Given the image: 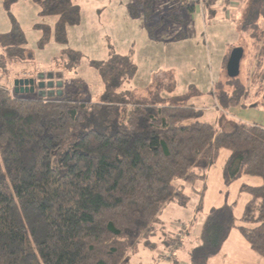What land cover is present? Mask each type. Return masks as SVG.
Listing matches in <instances>:
<instances>
[{
    "label": "trees",
    "instance_id": "obj_1",
    "mask_svg": "<svg viewBox=\"0 0 264 264\" xmlns=\"http://www.w3.org/2000/svg\"><path fill=\"white\" fill-rule=\"evenodd\" d=\"M31 1L42 17L57 18L54 27L36 26L42 30L39 47L52 38L66 46L68 28L81 22L80 6L73 0ZM215 1L208 0L206 13L215 12ZM16 2L4 0L11 20V29L0 33V70L6 74L34 60L11 14ZM182 2L194 11L192 1ZM251 2L254 8L246 12L252 17L240 30L255 40L262 64L264 0ZM152 6L153 0H138L131 15L148 16ZM65 56L80 63L75 51ZM91 67L104 85L95 103L79 92L31 99L0 86V264H126L156 229L161 211L171 203L185 206L186 186L205 180L222 151L228 152L226 187L245 176L262 181L241 188L250 199L238 231L264 259V128L229 118L233 109L264 108V93L252 95L238 78L227 77L212 92L225 115L218 125L209 124L191 103L200 94L193 87L177 96L170 80L138 98L121 92L137 74L130 57L113 53ZM234 209L226 201L210 210L193 264L220 254L237 228Z\"/></svg>",
    "mask_w": 264,
    "mask_h": 264
},
{
    "label": "rangeland",
    "instance_id": "obj_2",
    "mask_svg": "<svg viewBox=\"0 0 264 264\" xmlns=\"http://www.w3.org/2000/svg\"><path fill=\"white\" fill-rule=\"evenodd\" d=\"M137 1L73 0L81 8V22L68 29V44L59 45L52 38L44 48H40L42 30L36 26L54 27L57 18L42 17L31 0H17L11 14L18 21L34 60L16 65L8 74L0 70V86L11 88L13 93L14 81L19 79L20 73L30 77L53 73L62 76L66 93L73 96L76 92L83 93L86 100L95 103L101 98L104 85L91 63L108 61L115 53L130 57L137 67L135 78L122 87V93L135 92L149 97L161 83L170 80L176 85L174 95L177 96L188 93L193 87L200 94L191 103L204 111L202 121L216 124L219 116L225 113L221 108H215L213 88L227 80V57L233 49L241 47L245 54L238 80L252 95L264 93V62L258 63L260 50L256 49L255 40L240 30L243 22L252 17H247L246 12L249 5V9L254 8L251 0H218L219 7H213L215 12L204 16L198 7L191 12L185 5L181 6L183 0H153L152 12L135 18L130 13V5ZM190 1L186 0V3ZM10 29V16L4 9V0H0V33H7ZM69 50L81 55L79 64H71L65 56ZM18 96L43 99L38 94ZM140 96L137 97L142 98ZM227 158L228 152L222 151L216 164L206 173L205 180L198 181L193 187L186 186L189 201L185 206L171 203L161 211L156 229L138 249L129 253L126 264H193L192 251L200 243L207 215L226 201L234 204L237 228L231 233V241L227 245L230 247L225 250L228 258H224L227 261L223 264H236L235 258L242 257L251 263L245 254L237 253L230 257L239 245L236 241L242 238L238 226L250 199L242 192V185L253 180L262 181L245 176L226 187L223 166ZM175 229L179 232L172 236ZM212 264H218V261Z\"/></svg>",
    "mask_w": 264,
    "mask_h": 264
},
{
    "label": "crops",
    "instance_id": "obj_3",
    "mask_svg": "<svg viewBox=\"0 0 264 264\" xmlns=\"http://www.w3.org/2000/svg\"><path fill=\"white\" fill-rule=\"evenodd\" d=\"M174 1V0H173ZM178 1V0H177ZM192 1V0H191ZM176 4V3H175ZM133 4L130 5V7L132 6ZM181 6H183V3L181 2ZM233 6V5H232ZM195 7V6H194ZM234 7V6H233ZM196 8V7H195ZM196 10V9H195ZM201 12V11H200ZM131 13V11H130ZM202 13V12H201ZM203 15V14H202ZM204 16V15H203ZM69 29V28H68ZM151 41V40H150ZM151 43V42H150ZM24 65V64H22ZM21 66V65H20ZM19 66V67H20ZM17 67V68H19ZM22 69V67L20 68ZM18 69V70H20ZM49 72V71H47ZM51 72H55V71H51ZM22 73L19 74L20 77H18L19 79H29V78H32V77H35V76H32L30 77L29 74H26V73ZM7 89H11V88H7ZM63 91L65 92V89H63ZM10 93L11 95L14 94V92L12 93V91L10 90ZM135 93V92H134ZM137 96H140L138 95L137 93H135ZM15 95V94H14ZM142 97V96H140ZM144 98V97H142ZM217 109V107H215ZM229 118L230 119H233V120H236V121H241L243 123H246V124H251V125H258V126H261L262 128H264V108H261V107H258V108H248V109H233L230 113H229ZM219 119H220V116H219ZM218 119V121H219ZM216 125H218V122H216ZM210 169L207 171L209 173ZM253 183H256V184H253ZM244 185H250V186H259L261 185L260 182L256 181V180H253L252 183L250 184H243L242 186ZM221 206V205H220ZM219 206V207H220ZM215 208V207H214ZM178 224H181V223H178ZM174 226V225H172ZM184 227V226H183ZM177 228H179V225H177ZM176 232L172 235V236H177V232H179L177 229H175ZM198 232L197 231V235H198ZM200 234V233H199ZM240 234V233H239ZM178 235H180V233H178ZM231 236V234H230ZM241 236V234H240ZM236 237V236H235ZM242 237V236H241ZM230 240L228 239L225 244L223 245L222 247V250L220 252V254L212 259L209 260L208 264H212L213 261H218V264H223V262H226L227 259H224V258H228L227 257V253H225V250L227 249L226 247H230V246H227L228 243H230L231 241V237H229ZM239 245H236L237 248L234 249V254L230 257V259L235 255V254H240V255H243L245 254L247 257L250 258V264H264V261L261 260V257L259 258L258 255H256L250 245L246 242V240L242 237L240 238L239 240L236 241ZM201 244V238H200V243H197V247L200 246ZM196 247V248H197ZM224 252V253H223ZM236 259V264H249L248 261H246L243 257L238 259V258H235ZM263 259V258H262ZM160 264H162V262H160Z\"/></svg>",
    "mask_w": 264,
    "mask_h": 264
},
{
    "label": "water",
    "instance_id": "obj_4",
    "mask_svg": "<svg viewBox=\"0 0 264 264\" xmlns=\"http://www.w3.org/2000/svg\"><path fill=\"white\" fill-rule=\"evenodd\" d=\"M244 49H233L227 62V75L230 79L238 78L241 73V62L244 58ZM62 76L55 74H39L36 78L16 79L14 81V94H38L43 99H54L64 95Z\"/></svg>",
    "mask_w": 264,
    "mask_h": 264
},
{
    "label": "built area",
    "instance_id": "obj_5",
    "mask_svg": "<svg viewBox=\"0 0 264 264\" xmlns=\"http://www.w3.org/2000/svg\"><path fill=\"white\" fill-rule=\"evenodd\" d=\"M192 2L195 5V7L199 8V10L202 12L203 15L206 14L208 0H192ZM217 3H219L218 0L215 1V4L212 7H215V8L219 7V4Z\"/></svg>",
    "mask_w": 264,
    "mask_h": 264
},
{
    "label": "flooded vegetation",
    "instance_id": "obj_6",
    "mask_svg": "<svg viewBox=\"0 0 264 264\" xmlns=\"http://www.w3.org/2000/svg\"><path fill=\"white\" fill-rule=\"evenodd\" d=\"M37 77V76H36ZM36 77H32V78H36ZM31 79V78H30Z\"/></svg>",
    "mask_w": 264,
    "mask_h": 264
}]
</instances>
